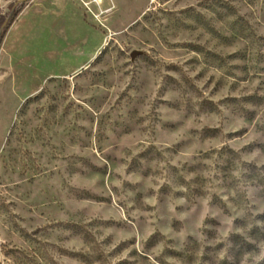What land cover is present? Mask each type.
<instances>
[{"label": "rangeland", "instance_id": "374dc122", "mask_svg": "<svg viewBox=\"0 0 264 264\" xmlns=\"http://www.w3.org/2000/svg\"><path fill=\"white\" fill-rule=\"evenodd\" d=\"M0 0V264H264V0Z\"/></svg>", "mask_w": 264, "mask_h": 264}, {"label": "water", "instance_id": "95a60500", "mask_svg": "<svg viewBox=\"0 0 264 264\" xmlns=\"http://www.w3.org/2000/svg\"><path fill=\"white\" fill-rule=\"evenodd\" d=\"M25 1H26V0H17V2H16L15 5L20 4V3H23V2H25Z\"/></svg>", "mask_w": 264, "mask_h": 264}, {"label": "built area", "instance_id": "2783aa9c", "mask_svg": "<svg viewBox=\"0 0 264 264\" xmlns=\"http://www.w3.org/2000/svg\"><path fill=\"white\" fill-rule=\"evenodd\" d=\"M97 2V0H93V3H96Z\"/></svg>", "mask_w": 264, "mask_h": 264}]
</instances>
